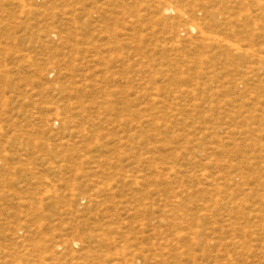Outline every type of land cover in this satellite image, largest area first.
Masks as SVG:
<instances>
[{"label": "rangeland", "instance_id": "1", "mask_svg": "<svg viewBox=\"0 0 264 264\" xmlns=\"http://www.w3.org/2000/svg\"><path fill=\"white\" fill-rule=\"evenodd\" d=\"M0 264H264V0H0Z\"/></svg>", "mask_w": 264, "mask_h": 264}, {"label": "bare ground", "instance_id": "2", "mask_svg": "<svg viewBox=\"0 0 264 264\" xmlns=\"http://www.w3.org/2000/svg\"><path fill=\"white\" fill-rule=\"evenodd\" d=\"M170 9H171V8H166V9H165V12L168 13V12H170L173 8H172L171 10H170ZM193 29H194V28H193Z\"/></svg>", "mask_w": 264, "mask_h": 264}]
</instances>
